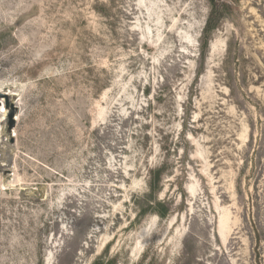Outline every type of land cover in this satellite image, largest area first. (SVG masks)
<instances>
[{
	"label": "rangeland",
	"instance_id": "1",
	"mask_svg": "<svg viewBox=\"0 0 264 264\" xmlns=\"http://www.w3.org/2000/svg\"><path fill=\"white\" fill-rule=\"evenodd\" d=\"M3 151L0 264H264V0H0Z\"/></svg>",
	"mask_w": 264,
	"mask_h": 264
},
{
	"label": "bare ground",
	"instance_id": "2",
	"mask_svg": "<svg viewBox=\"0 0 264 264\" xmlns=\"http://www.w3.org/2000/svg\"><path fill=\"white\" fill-rule=\"evenodd\" d=\"M5 85H6L5 83H2L1 88H3ZM3 96L5 97V95H3ZM5 114H6V112L4 111V116H5ZM6 120H7V118H6ZM2 144H4V141L2 142ZM0 160H1V163H3L2 165L0 163V172H3L4 168L7 167L5 165V163H9V156H8L7 151H3V156L0 158Z\"/></svg>",
	"mask_w": 264,
	"mask_h": 264
},
{
	"label": "trees",
	"instance_id": "3",
	"mask_svg": "<svg viewBox=\"0 0 264 264\" xmlns=\"http://www.w3.org/2000/svg\"><path fill=\"white\" fill-rule=\"evenodd\" d=\"M212 28V21L210 20L207 24V28L205 29V33L208 34L211 31Z\"/></svg>",
	"mask_w": 264,
	"mask_h": 264
}]
</instances>
